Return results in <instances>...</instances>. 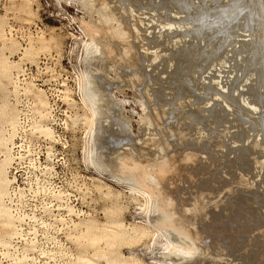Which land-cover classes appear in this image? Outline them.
<instances>
[{"label":"rangeland","instance_id":"1","mask_svg":"<svg viewBox=\"0 0 264 264\" xmlns=\"http://www.w3.org/2000/svg\"><path fill=\"white\" fill-rule=\"evenodd\" d=\"M113 1L115 5H120L118 7L116 6L117 8L124 6L125 8L137 9L140 6L138 8L139 10L137 9L140 13L154 14L153 17L156 16L162 21H173L175 23H180L181 19L183 20L182 22L188 21V18H190L188 13L192 12L193 14L195 11L198 13L201 12L198 8H201L202 13L206 14L208 10V13H211L210 9L211 11L212 9H216L217 5L222 6L223 3L225 5V3L229 2L228 0H135L139 2V5L134 0H127V2L126 0ZM121 1L125 5H122ZM141 6L143 8L142 10L140 9ZM153 10H155V13L152 12ZM185 10L186 12H184ZM175 11L179 13V15H177V13V16L174 15ZM141 16L144 18L146 16V20H148V15ZM97 19L98 16L96 14L92 13L90 15L85 13L82 9H79L75 0H0V21L2 22L1 27L5 34V39L8 38L12 40L15 38L17 40L13 39L16 44L14 47H10L11 49L9 48L8 39L5 41L0 40V48L8 44V47L6 45V47L4 46L3 53L14 63H12L13 66L16 65L15 62H18L20 66V69L15 72L14 76V82H16L14 84L18 86L17 92H15V88L13 87L14 84L9 85L6 80L0 77L2 82L0 85V101L4 93L8 94L10 104L15 106L19 112V124L13 145L11 146L13 147L11 155H13L14 161L11 163V168L9 167L10 169L8 171L9 178L14 183L12 185L10 183V198H7V203L9 206L11 204L15 214L22 218L16 222L18 234L11 238L12 246L4 248L0 244V260L3 262L2 264H16L14 261L10 260L12 259L11 257L6 258L3 255L4 252L8 251L18 256L29 254L30 257L31 255L33 257H36V255L40 257L38 260L35 258L33 261L30 260L28 264H44L47 259L41 252L55 251L56 256L52 259H48V263L67 264V258L64 256V253L68 249L74 253L71 264H77V252L83 250L84 247L81 245L82 242L77 239V231L74 230L75 225L91 219L100 224L106 223L108 220H119L122 221L126 227L136 225L140 228H147L148 230H146L148 232L142 239L140 238L129 244L120 242L115 245V250L124 257L134 256L143 264H175L173 260H171V257H164V254L167 252L165 249L166 239L162 233L155 231L156 228H154L153 225V218L155 215L152 212V203L147 200V195L142 191L139 192L136 187H132L129 183L118 181L110 175V172H114L113 154L115 156V153H121V150L125 152L130 145H132L131 147L135 146L137 148H133L135 153L138 151V153H143L144 151L143 154L138 155H145L151 152V155H155L156 153L157 156V154H160L159 152H161L164 143L163 145L162 143H158V152L156 148L157 144L155 145V143L164 142L165 140L162 138L164 133L160 132V130V133L157 132L158 126L156 127L157 130H154V132H157V135L160 136L158 138L157 135H155L158 139L154 140L155 138L153 137V141L151 140V136L156 134L154 132L150 135H144L146 130L144 131L140 126L142 123L140 116L144 113L139 103V100L141 101L143 96L140 95L137 90L139 88L137 87L138 85L130 88L126 86L125 79L117 81L119 65L122 63L119 56L111 57L113 60H109L110 62L107 64L112 67V69L108 73L110 85L107 84L105 90L110 93L115 102L120 103L118 106L119 112L117 111V114L121 112L122 117L127 120V123L130 125V131L129 134H125L116 121L109 119L108 122L104 124V131L106 130V132L101 141L103 161L106 164L107 170L99 171L87 161V151L89 148L87 140L89 137L87 135V125L82 121V114L85 109L82 102V92L79 88V80L87 65L84 63V42L88 41V37L84 32L82 24L83 21L88 22ZM220 26L221 28L223 27V25ZM43 40L44 43L49 45L48 50L42 51L39 49ZM30 45H33L34 48L36 47L35 54H26L31 47ZM164 61L166 62H162L161 64L159 62L155 63L153 67L147 69L145 74L154 73L155 76H157L155 78L157 83L154 85L153 83H155V81L152 80L151 82H154L150 83V88H148L152 89L156 94L154 95V102H156V106H154L157 107L155 108L157 109L156 111L161 113L165 108L166 111H170L171 116H174L181 102L186 100L187 95L185 96L184 93L178 94L180 89H175L178 88V84L174 83V86V84H171L170 80H168V82L166 81L164 77H167L166 74L168 72L169 74L174 73L175 66L174 68L172 67L169 70H165L166 66L168 67L169 64L165 65V63H167V58L164 59ZM107 62L108 61H106V63ZM155 68L156 70L153 71ZM203 68L206 69L207 64H204ZM21 71H24V77H19L18 79L21 81H18L16 77ZM224 71L227 72L228 69ZM226 72L221 74L222 76L219 78L220 81L223 79L221 81L222 83L220 82L221 89H227L225 86L227 85L229 75ZM207 73L213 75L214 69L209 67ZM159 74L160 77L163 76V78H160ZM180 82L184 83L185 81ZM27 83H32L37 88L45 91L43 94L48 99L53 114L51 115L52 117H48L49 119L47 118L44 122L49 126L51 124L54 130L53 142L43 135H39L37 132L31 130V124L34 121L32 110L33 102L32 96L24 90V86ZM5 86H7V88H5ZM221 89L219 88V90ZM171 90L174 91L173 94L170 93ZM182 95H184V98ZM179 98H182V101ZM158 109H161V111ZM201 118H204V116ZM221 119L224 120L222 117ZM202 120L203 119L200 120V118L198 120V117L197 119H191L195 124L201 123ZM216 124H218L217 127L215 125L212 127L211 124L206 125L209 128L203 126V133H200V135L206 134L210 137L214 133L219 134V131L222 130V123ZM227 126H229V123H227ZM189 127L192 128V124ZM235 134V131L231 130L230 133L225 135L222 141L224 147H222L221 150L219 149L221 146H218V150L216 146V148L213 147L214 150L211 144H209L210 142L206 140V142L199 146L191 141H187L188 143L186 142L182 145L176 144V146H174L175 149H169V151H178V155L182 157V152L184 153L192 148L191 153L195 152L194 154L197 156L195 160L197 159L198 162L195 161L196 163L194 162L192 166L190 165L188 170L190 169L191 173L197 176L194 175L193 178H189L185 175L180 179L181 176H179V174H176V176L171 174L174 177L168 176V178H170L165 179L163 187L165 194L171 196L176 201L179 211L183 207H188L192 204L193 199L200 197L199 194H204L202 196H204V199L208 200V202L203 199L201 201H204V206L208 207H206V211L204 210L205 213H208V216H206L207 218L204 220V213L201 214V218L198 219L199 227L196 228V231L198 232V230H200L201 232L204 227L202 240L205 246L212 245L214 248L213 245L216 243L218 244L217 246H221H219L221 250H218L219 252L221 251L223 258L224 256H226V258L222 260L223 262L220 260L218 264H221V262L224 264L225 259H230V261L226 262H231V264H258L256 261L259 259L264 260V257H262L264 256V169L261 172V170L257 171V168L254 167L256 173L254 172V168L248 167L249 165L245 161L243 155V149L247 147V144L245 145L243 137H239ZM251 134L253 133H248V135ZM254 135H256V132ZM230 136L232 138L231 140ZM233 136L236 139H233ZM142 138L146 139L143 143L145 141L147 142L145 144L141 143L142 145H140L138 142H141ZM147 138L150 140L148 141ZM232 140L238 143H232L231 145ZM152 142H154V145L151 144L150 146ZM137 143L140 146L137 145ZM138 146L140 148H138ZM145 146L147 151V147H149L150 152L142 149H145ZM178 146H180L179 149ZM151 147H155V149ZM152 149L156 152H153ZM223 149L224 151L221 152ZM188 152L189 154L185 152L186 154H183V156L185 155L187 158L190 155V151ZM163 154L164 152L161 153V156ZM187 154L188 156H186ZM198 154L206 156L202 159ZM185 157L181 159L186 160ZM2 158V152H0V159ZM158 158L156 157V159ZM193 168L195 169L193 170ZM238 173L243 176L242 179ZM177 176L180 178L178 179ZM237 177L240 179L235 180ZM254 177H256V179ZM12 178H15V181ZM223 179H225V182L222 181ZM244 179L246 181H244ZM243 181L244 183L239 185V183ZM236 183L239 187L243 184L245 186L243 185L241 186L242 188H239L235 186L237 185ZM222 185L224 187H222ZM230 185L232 192L229 188ZM227 187L230 189V192L227 190ZM243 187L248 189H243ZM204 190L206 191L203 193ZM208 190L210 191L208 192ZM214 196L216 198H214ZM198 198H196V200ZM212 198H214L212 200L213 203L211 202ZM206 202L212 204L209 205L206 204ZM204 206H200L199 208L203 207L204 209ZM67 207L70 209L69 211H67ZM201 211L203 210L201 209ZM209 218L213 221L211 220L210 222ZM215 218L216 220L219 218L220 222L219 220V223L215 222ZM202 221H204V223H201ZM207 224L212 228L210 229ZM68 230L71 237L74 235L72 238L68 237ZM248 242L250 245H248ZM31 245H34V247L26 249V247ZM88 250L90 249L88 248ZM218 250L216 251L218 252ZM256 252H260L262 256L260 253V256L257 255ZM216 255L220 254L216 253ZM260 263L264 264L263 262ZM99 264L105 263L102 260Z\"/></svg>","mask_w":264,"mask_h":264},{"label":"bare ground","instance_id":"2","mask_svg":"<svg viewBox=\"0 0 264 264\" xmlns=\"http://www.w3.org/2000/svg\"><path fill=\"white\" fill-rule=\"evenodd\" d=\"M122 1V5H125ZM228 1L229 2L225 3V5L224 3L222 6L217 5L216 9H212V11L210 9L211 13H208V10V12L205 11L207 13L204 14L202 13V9L198 8L201 12L198 13L195 11L193 14L192 12H190L191 14L188 13L190 15L188 21L182 22L183 20L181 19L180 23H175L173 21H162L156 16L153 17L154 14L140 13L137 11L140 6L137 9L125 8L124 6L117 8L120 5H115L113 0H75L79 9H82L87 14L91 15L94 13L98 16L97 20H90L88 22L83 21L82 24L84 32L88 37V41L85 40L86 42H84V63L87 64V68L85 66L86 69L84 68L85 71L81 74L79 80V88L82 92V102L85 109L82 114V121L87 125L86 129L89 137L87 140L89 147L88 151L85 149L88 152L87 161L99 171L107 170L106 164L103 161L101 141L106 132V130L104 131V124L108 122L109 119L116 121L125 134H129L130 131V125L127 123V120L122 117L121 112L117 114V111L119 112L118 106L120 103L115 102L110 93L105 90V86L107 84L110 85L108 73L112 69V67L107 64L110 62L109 60L112 59L111 57L119 56L122 63L120 62L121 64L119 65V74H116L117 81L125 79L126 86L130 88L138 85L137 87L139 88L137 89L136 87V89L139 94L143 96H141L143 99L141 101L139 100V103L144 113L140 116L142 120V123L140 121V126L144 131L146 130L144 135L153 134L154 130L158 129L157 132L160 130V132L164 133V135L162 134V138L165 140L164 142L155 143V145L157 144L156 148L158 147V143H162V145L164 143L162 148L159 144L162 150L157 156L156 153L155 155H151L149 147H147V151L146 146L145 149H142L150 153L138 155L143 154L144 151L143 153H138L139 151L135 153L134 149L137 148L135 146V148L131 147L132 145H130L125 152L121 150V153H115V156L113 154L114 172H110V175L118 181L129 183L132 187H136L139 192L142 191L147 195V200L152 203V212L155 215L153 218V225L154 228H156L155 231L162 233L166 239L165 249L167 252L164 254V257H171V260H173L175 264H218V262L224 260L226 256L223 258L221 251L219 252V250H221V248H219L220 245L217 246V243L213 245L214 248L212 245H204V241L202 240L204 227L201 232L200 230H198V232L196 231V228L199 227L198 219L201 218V214L204 213V220L207 218L206 216H208V213L204 212L207 207L204 206V201L208 202V200L204 199V196H202L204 194L201 192L202 195L199 194L200 197H196L198 199L201 198L199 200L200 202L195 198L192 204L188 207H183L180 211L176 205V201L171 196L165 194L163 183L165 179H169L172 175L176 176V174H179L181 178L177 176L178 179H182V176L184 177L185 175L189 178H193L194 175L197 176L194 173L192 174L190 169L188 170V167H190V165L192 166V164L197 161V159L195 160V158H197L194 154L195 152H192L193 154L191 153L192 148L186 149L187 151L185 152L188 154V151H190V155H186L188 156L187 158L185 155L183 156V154H186L185 152H182L181 157L178 155V151H169V149H173L176 144L182 145L187 141L198 144L197 146L209 141L212 148L216 146L217 148H215L218 150V146H221L219 148L221 150V148L224 147L222 141L225 135L230 133L231 130H234L236 133L235 135L243 137L245 145L247 144V147L243 149L244 153H241H243L244 159L249 165L248 167H255L257 171L261 170V172L264 169V0ZM136 3L139 4V2ZM140 9H143L142 6ZM154 11L155 10L152 12ZM176 11L174 15L179 12ZM184 12H186V10ZM188 14L187 16L189 17ZM141 15H148V20H146V16L144 18ZM177 15H179V13H177ZM220 25H223V27L221 28ZM1 26L2 22L0 21V40L5 41L8 38L5 39V34ZM13 39H8L9 48L14 47L16 44ZM4 46L0 48V77L6 80V82H8L7 84L13 85L16 83L14 82L15 72L20 69V66L18 62H15V66L12 65L13 62L3 53ZM30 46L26 54L32 55L36 47L34 48L33 45ZM48 48L49 45L44 43L43 40L39 49L43 51L48 50ZM166 58L167 63H165V65L169 64V66H166V69H164L169 70L172 67L174 68V66L175 68L172 74H169L167 71V77L165 76L164 78H166L167 82L170 80L172 85L174 83L178 84V88H175L176 90L180 89L178 94L184 93L185 96L187 95L184 102L181 100L182 98H179L182 102L179 100L181 104L174 116H171L170 111L167 110V112L165 108L163 112L161 109H158L161 113L156 111V102H154V95L156 94L152 89L148 88H150V83L154 81V85L157 83V80H155L157 76H155L154 73L145 74L147 69L153 67L155 63L159 62L161 64L162 62H166L164 61ZM106 61L108 62L106 63ZM204 64H207L206 69L203 68ZM209 67L214 69L213 75L207 73ZM226 69H228L227 72L224 71ZM155 70L156 68L153 69V71ZM225 72L229 75V78H226L227 85L225 88L227 89H221L220 84L223 79L220 81L219 78H221V74ZM161 77L163 78V76ZM152 80L154 81L151 82ZM180 81L185 82L182 83ZM1 83L0 80V85ZM13 87L15 88V92H17L18 86L14 84ZM5 88H7V86H5ZM219 88L221 90H219ZM24 90L32 96L34 121L31 124V130L37 132L39 135H43L53 142L54 130L51 124L49 126L44 122L48 117H52L51 115L53 114L50 103L43 94L45 91L37 88L32 83H27L24 86ZM170 93L173 94L174 91L171 90ZM183 96L184 95H182V97ZM158 106L160 107V105ZM18 115L19 112L8 100V94L4 93L0 101V152H2L3 157L0 159V244L4 248L12 246L11 238L18 234L16 222L22 219L15 214L10 202V206L7 203V198H10L9 186L14 183L9 178L8 171L11 168V163L14 161V157L11 155L13 148L11 146L13 145L19 124ZM203 116L204 118H201ZM197 117L198 120L200 118V120L203 119L204 121L202 120L201 123L195 124V120L193 123L191 119H197ZM221 117L224 118V120L221 119ZM216 123H222L221 131L216 128L219 134L214 133L210 137L206 134L200 135V133H203V126L211 124L212 127L213 125L217 127L218 124ZM227 123H229V126H227ZM191 124L193 126L192 128H195L196 131L189 127ZM157 126L158 128L156 129ZM157 132H154L156 134L151 136L152 141L154 138V140H156L160 137L157 135ZM208 132L210 134L209 130ZM250 132L253 134L248 135ZM255 132L256 135H254ZM155 135H157L158 138H156ZM231 139L230 136V140ZM233 139L236 138L233 136ZM144 140L146 139L142 138L141 142L138 143L140 145L145 144L147 141L143 143ZM236 142L237 141L232 140L231 145L232 143L236 144ZM138 143L137 145H139ZM153 143L154 142L150 143V146ZM139 146L138 148H140ZM179 147L180 146H178V149ZM151 148L155 149V147ZM158 151L159 149L157 152ZM223 151L224 149L221 152ZM153 152L156 151L153 150ZM162 152H164V154L161 156ZM203 155L198 154L199 157L201 156V158L204 159L206 155ZM156 157L159 158L156 159ZM180 157H185L186 160H182ZM194 169L195 168H193V170ZM254 172H256V169ZM168 176L170 177L168 178ZM240 177L241 179L243 178L242 175H240ZM254 178L256 179V177ZM12 179L15 181V178ZM237 179L240 178L237 177L235 180ZM222 181L225 182V179ZM244 181L246 180L244 179ZM244 181L239 183V185L244 183ZM235 186L239 187L238 184ZM222 187L224 186L222 185ZM247 187L249 188L248 185ZM248 188L243 187V189ZM230 189L227 187L228 191ZM205 191L206 190H204L203 193ZM209 191L210 190H208V192ZM214 198L216 197L214 196ZM214 198L211 199L212 203ZM202 199L204 201H201ZM207 202L206 204H209ZM200 206H204L205 208H199ZM67 209V211L70 210L68 207ZM201 209L203 211H201ZM209 219L211 222L212 219ZM218 220L215 222L219 223L220 220L219 222ZM201 223H204V221ZM209 224L207 225L209 226ZM211 228L212 227H210V229ZM146 229L136 225L126 227L125 224L119 220H108L103 224L93 219L82 221L75 225L74 229L77 231V239L82 242L81 245L84 247L83 250L77 252L76 263L99 264V262L103 260L105 264H143L134 256L124 257L122 254L118 253L115 250V245L120 242L129 244L140 238L142 239L148 232V229ZM68 237H71L69 230ZM248 245H250V243ZM33 247L34 245H31L26 247V249ZM88 248L90 250H88ZM213 249L219 250L218 252L215 250V252ZM216 253L221 256L216 255ZM256 253L259 255L260 252ZM41 254L47 259L44 264H49L48 259H52L56 256L55 251H42ZM3 255L6 258L11 257L12 259L10 260L14 261L16 264H28L30 260L33 261L34 258L37 260L40 258L37 255L36 257L32 255L30 257L29 254L18 256L9 253V251L4 252ZM260 255L262 256L261 253ZM64 256L67 258V264H71L74 258L73 251L70 249L66 250ZM260 260L262 259L258 261ZM226 261L228 262L230 259H225V262ZM258 261H256L258 264H261L260 262L264 263V260ZM227 262L226 264H231V262ZM2 263L3 262L0 260V264Z\"/></svg>","mask_w":264,"mask_h":264},{"label":"built area","instance_id":"3","mask_svg":"<svg viewBox=\"0 0 264 264\" xmlns=\"http://www.w3.org/2000/svg\"><path fill=\"white\" fill-rule=\"evenodd\" d=\"M23 74H24V71H23V72L21 71V72H19V73L17 74V77H16V78H17L18 81H21L20 79H18L19 77H24Z\"/></svg>","mask_w":264,"mask_h":264}]
</instances>
